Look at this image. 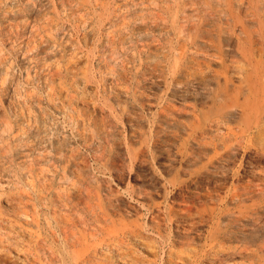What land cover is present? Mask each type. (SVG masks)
Instances as JSON below:
<instances>
[{
  "label": "rangeland",
  "instance_id": "obj_1",
  "mask_svg": "<svg viewBox=\"0 0 264 264\" xmlns=\"http://www.w3.org/2000/svg\"><path fill=\"white\" fill-rule=\"evenodd\" d=\"M0 264H264V0H0Z\"/></svg>",
  "mask_w": 264,
  "mask_h": 264
},
{
  "label": "bare ground",
  "instance_id": "obj_2",
  "mask_svg": "<svg viewBox=\"0 0 264 264\" xmlns=\"http://www.w3.org/2000/svg\"><path fill=\"white\" fill-rule=\"evenodd\" d=\"M251 166H252V165H251ZM148 212H149V211H148ZM74 259L76 260V257H75V256H74ZM74 259H73V260H74Z\"/></svg>",
  "mask_w": 264,
  "mask_h": 264
}]
</instances>
